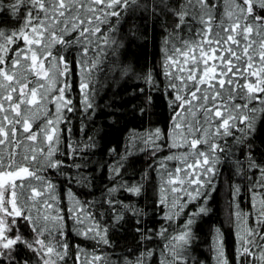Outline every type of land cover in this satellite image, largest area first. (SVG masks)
Masks as SVG:
<instances>
[{"label": "snow or ice", "instance_id": "obj_1", "mask_svg": "<svg viewBox=\"0 0 264 264\" xmlns=\"http://www.w3.org/2000/svg\"><path fill=\"white\" fill-rule=\"evenodd\" d=\"M157 95L165 126L102 146ZM222 183L233 245L209 224L212 264H264V0H0V264H208Z\"/></svg>", "mask_w": 264, "mask_h": 264}, {"label": "trees", "instance_id": "obj_2", "mask_svg": "<svg viewBox=\"0 0 264 264\" xmlns=\"http://www.w3.org/2000/svg\"><path fill=\"white\" fill-rule=\"evenodd\" d=\"M131 51L134 53H138L141 56V63H143L144 59L147 58L149 62H153L158 58V39L156 45L153 44L151 40V33L149 35V43L147 46L146 53L140 52L139 49L135 45L132 46ZM123 59V57H121ZM123 82L121 81V84ZM113 91H119L121 93L120 96H113L112 92H108L106 95L104 93H101L102 99H101V105L105 104H111L113 100H115L117 105H121L123 101L129 100L130 94L124 90V87H119L116 89H113ZM76 95V93H74ZM143 98L141 97L139 100L133 101L134 104H139ZM155 106L150 109L151 115L148 117H141L140 113L137 111L135 113V116L132 115V104H127L124 107L118 108V114L120 113H128V115L125 117V120L127 121V124L125 125V120H121L119 124H117L114 128L107 129L108 135L106 137V143L101 142L102 146L105 148L107 147H117L118 144L120 146L123 145L124 139L127 136V129L136 128L137 130H140L142 127L147 128L151 125L159 124V126L163 127L167 123V119L169 116V110L167 108L166 99L163 97H160L157 95L156 100L154 101ZM107 110V109H106ZM78 118L79 113H77V116L74 117V129L78 128ZM112 119L114 118H107L103 115H97L96 120L97 124H103L106 120L108 123H111ZM78 138V137H77ZM97 155L94 157V159L99 160L101 159L102 153L99 149L96 150ZM105 158H107L106 154ZM150 163V157L144 154H141L138 157V162L136 163V171L139 172L142 169L147 168V165ZM132 170H129V175H131ZM98 175L101 173L98 172ZM227 175V173H226ZM157 181L154 179L151 183L147 185V203H151L152 199L154 197V191H155V183ZM99 183V181H97ZM96 195L99 196V190H97ZM83 198H89V197H81ZM229 192L226 185L223 183L220 186L219 192L215 195V200L212 204L214 215L211 218V221H209L206 224L202 225L203 231L201 232V240L199 242V247L197 248V254L201 256V258H207L208 264H212L211 261V253L208 251V231H209V224H218L223 225L225 231L228 233L227 235V243H228V249L229 252H231L232 245H233V238L231 236V228L227 224V202L229 200ZM242 207H245L247 210V196L245 195L244 202L242 203ZM156 227H159V225H156ZM116 242L119 245V248H126L131 245H133L134 241L132 238L131 232H123L115 237Z\"/></svg>", "mask_w": 264, "mask_h": 264}]
</instances>
